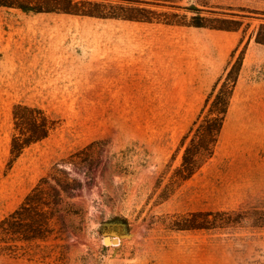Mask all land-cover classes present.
I'll list each match as a JSON object with an SVG mask.
<instances>
[{"label": "rangeland", "instance_id": "374dc122", "mask_svg": "<svg viewBox=\"0 0 264 264\" xmlns=\"http://www.w3.org/2000/svg\"><path fill=\"white\" fill-rule=\"evenodd\" d=\"M74 1L240 29L1 9L0 220L42 179L74 183L66 201L76 214L64 216L62 241L0 255V264H264V225L254 227L264 220V46L255 43L264 0ZM236 48L244 64L215 155L177 186L180 142ZM18 104L41 107L55 128L10 168ZM223 211L246 219L211 231L175 227Z\"/></svg>", "mask_w": 264, "mask_h": 264}, {"label": "trees", "instance_id": "16d2710c", "mask_svg": "<svg viewBox=\"0 0 264 264\" xmlns=\"http://www.w3.org/2000/svg\"><path fill=\"white\" fill-rule=\"evenodd\" d=\"M18 9L24 12L63 13L82 17L102 19H121L140 23H161L168 26H187L197 29L238 31L239 22L192 17L190 21L179 18L176 14L139 12L138 15H119L106 12L103 5L74 0H0L1 9ZM145 12V13H144ZM255 43L264 46V24H261ZM238 48L230 55V62L225 74L219 78L206 98L204 105L188 132L183 136L179 150H183L181 163L174 170L171 180L180 184L190 180L215 155L217 145L228 116L231 101L241 75L245 52L236 56ZM14 132L11 139L9 167L19 160L30 147L47 140L55 128V121L39 106L18 104L13 108ZM85 161V160H84ZM83 163V161H81ZM87 163V162H85ZM75 190L74 183L56 180L50 184L42 179L24 198L17 209L0 220V255L20 257L31 255L42 249V243L49 240H63L67 229L64 216L76 214L66 201L70 191ZM245 212H209L193 213L175 222L178 230H217L239 226L246 218ZM257 218L255 228L264 225V220ZM50 254H43L48 257Z\"/></svg>", "mask_w": 264, "mask_h": 264}, {"label": "water", "instance_id": "95a60500", "mask_svg": "<svg viewBox=\"0 0 264 264\" xmlns=\"http://www.w3.org/2000/svg\"><path fill=\"white\" fill-rule=\"evenodd\" d=\"M104 242H105V244L117 245V244H119V238H117V237H114V238L106 237Z\"/></svg>", "mask_w": 264, "mask_h": 264}]
</instances>
